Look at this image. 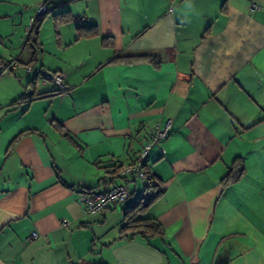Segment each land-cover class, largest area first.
<instances>
[{
	"label": "crops",
	"instance_id": "crops-1",
	"mask_svg": "<svg viewBox=\"0 0 264 264\" xmlns=\"http://www.w3.org/2000/svg\"><path fill=\"white\" fill-rule=\"evenodd\" d=\"M10 61L0 264H264V0H0V71ZM26 65L62 73L67 92ZM30 93L42 97L13 104ZM158 121L166 152L153 147L145 169L160 194L136 180L84 215L81 194L118 184ZM136 202L163 238L120 232Z\"/></svg>",
	"mask_w": 264,
	"mask_h": 264
},
{
	"label": "built area",
	"instance_id": "built-area-1",
	"mask_svg": "<svg viewBox=\"0 0 264 264\" xmlns=\"http://www.w3.org/2000/svg\"><path fill=\"white\" fill-rule=\"evenodd\" d=\"M180 0H168L169 10L171 11L174 5ZM50 12V8L46 2H41L35 7L34 14L30 17L27 29L28 33L33 29L38 20L45 14ZM18 67L17 63L10 61L6 63L0 74L9 71L11 68ZM25 72L30 73L33 77H41L45 82L53 84L60 91V94L67 92V87L64 83L63 75L60 72L49 71L44 68H35L32 65L24 67ZM171 125L169 121H158L155 124L154 130L149 139L144 143L140 150L136 161L133 164L121 167L117 172V177L120 179L118 184H115L103 191L86 190L80 196L82 205V213L84 215H94L99 212L106 211L112 206L125 201L131 193V185L136 180L146 181L148 173L145 169L146 160L150 150L157 147L162 154L166 152L164 142L170 135ZM67 225V221L63 222ZM46 237L36 232H32L28 239Z\"/></svg>",
	"mask_w": 264,
	"mask_h": 264
},
{
	"label": "trees",
	"instance_id": "trees-1",
	"mask_svg": "<svg viewBox=\"0 0 264 264\" xmlns=\"http://www.w3.org/2000/svg\"><path fill=\"white\" fill-rule=\"evenodd\" d=\"M65 14L66 13L60 14V17H59L60 22H65V21H68L70 19V16H65ZM45 15H47V14H45ZM43 17H41L38 20V22L34 25L33 29L28 33V40L34 39L36 37L38 24ZM55 17H58V16H55ZM31 83L32 82H29L28 84L30 85ZM56 92L60 94V91L57 89V87H56ZM39 97H42V95L38 94L35 97H33V95L31 93L29 95L23 94L13 104H15L19 101H31V100H33L35 98H39ZM20 134H23V132H21ZM17 138L18 137H16L14 139V142ZM237 171H239V170L238 169L236 170L235 168L230 169L228 171L227 175L225 176V178H227V177L228 178H234ZM146 182H147L146 186L148 188L152 187L154 189V194L150 196V200L152 201L160 194L162 189L160 188V184L157 183L153 179V177H151L150 175H148ZM145 207H146V204H141L140 202H136V203L132 204L130 207H128V209L125 210L124 216L126 218V222L121 227L120 232L122 234L125 233V235L128 232V235H126L127 238H133L137 234L141 235L146 240H149L151 238H156V237L157 238H163L164 237V229L157 220H155L153 218H137L138 215L143 211V209ZM98 264H102V263H98Z\"/></svg>",
	"mask_w": 264,
	"mask_h": 264
}]
</instances>
